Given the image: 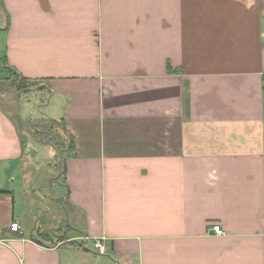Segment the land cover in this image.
Returning <instances> with one entry per match:
<instances>
[{
	"label": "crops",
	"instance_id": "obj_1",
	"mask_svg": "<svg viewBox=\"0 0 264 264\" xmlns=\"http://www.w3.org/2000/svg\"><path fill=\"white\" fill-rule=\"evenodd\" d=\"M0 16V264H264V0H1ZM30 93L44 119L17 104ZM51 121L75 139L54 143L60 210L23 184L25 136Z\"/></svg>",
	"mask_w": 264,
	"mask_h": 264
},
{
	"label": "rangeland",
	"instance_id": "obj_2",
	"mask_svg": "<svg viewBox=\"0 0 264 264\" xmlns=\"http://www.w3.org/2000/svg\"><path fill=\"white\" fill-rule=\"evenodd\" d=\"M1 21V16H0ZM0 57H1V46H0ZM28 98L24 96L19 97L17 100V104L21 107H24L25 110H27L28 115L23 114L25 117H33L34 119H44L46 112L43 111V105L47 101L45 95H38L34 93L28 94ZM42 108V109H40ZM36 120H34V123ZM39 123V122H37ZM38 128V127H36ZM39 131H36V135L34 136H25L27 141L30 145V148L37 151V155L35 157H31L32 162L30 164H26L27 167H29L28 172L25 174V180L23 182L24 186L29 188L31 191H35L39 197V200L41 199L46 202H53L54 207L57 210L61 209V199L62 198V192H63V178L61 175V166L63 167V161L62 156L63 153L60 152L57 148V146L54 145L53 140L50 137L49 128H45L44 126L39 127ZM57 149L55 151L54 149ZM52 180H57L58 185L53 186L51 183ZM19 183L21 181V175L18 178ZM36 182H39L40 185ZM22 185V183H21ZM36 186V187H35ZM36 189H35V188ZM42 202V201H41ZM52 203V204H53ZM32 205L28 204L25 206V211H32L31 209ZM47 207L45 204H40L39 207H37L34 212V215L40 216V217H46V211Z\"/></svg>",
	"mask_w": 264,
	"mask_h": 264
},
{
	"label": "trees",
	"instance_id": "obj_3",
	"mask_svg": "<svg viewBox=\"0 0 264 264\" xmlns=\"http://www.w3.org/2000/svg\"><path fill=\"white\" fill-rule=\"evenodd\" d=\"M1 2V0H0ZM5 63V61H4ZM6 65V64H5ZM3 73L7 76L4 78L10 79L13 77L12 85L16 88L17 91H25L32 86H34V82L30 79L16 76L14 69L10 67H4L2 69ZM15 75V76H14ZM49 132L50 137L60 149H66L67 151L75 153V139L67 134L66 127L64 123L61 121H51L49 124ZM8 193L6 191H0V194ZM42 235H47L45 232H40Z\"/></svg>",
	"mask_w": 264,
	"mask_h": 264
},
{
	"label": "built area",
	"instance_id": "obj_4",
	"mask_svg": "<svg viewBox=\"0 0 264 264\" xmlns=\"http://www.w3.org/2000/svg\"><path fill=\"white\" fill-rule=\"evenodd\" d=\"M10 229L13 232H17V233H21L22 232V227H21V225L18 222H13L10 225ZM214 231H216L218 234H223V231H222L220 226H214ZM89 240H90L89 237H85L84 240H83V247L85 249H87L89 247ZM94 245H95V248L97 249V251L99 253H101V254H105L106 253V248H105L104 244L102 243V241L97 240Z\"/></svg>",
	"mask_w": 264,
	"mask_h": 264
}]
</instances>
